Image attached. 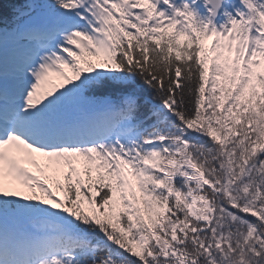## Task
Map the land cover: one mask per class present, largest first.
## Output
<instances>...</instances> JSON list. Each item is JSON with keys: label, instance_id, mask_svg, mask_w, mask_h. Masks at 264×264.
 I'll return each mask as SVG.
<instances>
[{"label": "snow or ice", "instance_id": "obj_1", "mask_svg": "<svg viewBox=\"0 0 264 264\" xmlns=\"http://www.w3.org/2000/svg\"><path fill=\"white\" fill-rule=\"evenodd\" d=\"M0 264H264V0H0Z\"/></svg>", "mask_w": 264, "mask_h": 264}]
</instances>
